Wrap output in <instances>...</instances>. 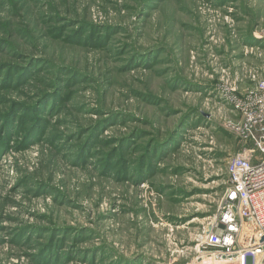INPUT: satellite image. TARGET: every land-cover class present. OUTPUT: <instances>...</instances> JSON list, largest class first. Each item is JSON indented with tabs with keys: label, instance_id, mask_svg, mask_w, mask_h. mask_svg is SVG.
I'll return each mask as SVG.
<instances>
[{
	"label": "rangeland",
	"instance_id": "1",
	"mask_svg": "<svg viewBox=\"0 0 264 264\" xmlns=\"http://www.w3.org/2000/svg\"><path fill=\"white\" fill-rule=\"evenodd\" d=\"M261 34L264 0H0V264L196 262Z\"/></svg>",
	"mask_w": 264,
	"mask_h": 264
},
{
	"label": "built area",
	"instance_id": "2",
	"mask_svg": "<svg viewBox=\"0 0 264 264\" xmlns=\"http://www.w3.org/2000/svg\"><path fill=\"white\" fill-rule=\"evenodd\" d=\"M249 48L256 62L240 76L217 79L214 90L229 106L225 127L253 143L255 160L243 152L227 161L223 195L198 235L191 264H264V46Z\"/></svg>",
	"mask_w": 264,
	"mask_h": 264
}]
</instances>
